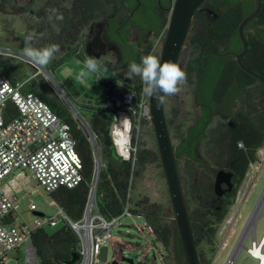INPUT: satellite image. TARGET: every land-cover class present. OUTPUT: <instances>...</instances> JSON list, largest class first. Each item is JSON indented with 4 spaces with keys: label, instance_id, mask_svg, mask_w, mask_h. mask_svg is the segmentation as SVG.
<instances>
[{
    "label": "trees",
    "instance_id": "obj_1",
    "mask_svg": "<svg viewBox=\"0 0 264 264\" xmlns=\"http://www.w3.org/2000/svg\"><path fill=\"white\" fill-rule=\"evenodd\" d=\"M142 1L72 0V7L67 8L58 0H52L37 13L26 35L30 32L37 34L34 46L38 48L59 45L60 52L48 68L54 74L78 48L82 47L85 53L84 45L80 44L84 30L91 24L105 21L108 37L122 49L128 63H140L141 57L148 55L149 48L141 53L134 50L129 43L130 28L143 27L156 36L165 35L172 8L171 2L165 8H152V18L144 24L140 16L131 17L135 13L141 15L138 10ZM254 6V0H209L196 14L187 41L190 57L184 70L186 82L200 112L193 117L188 128L178 125V144L174 149L179 166L185 164L182 180L200 264H204L200 246L214 244L218 225L236 201L251 166L259 161L258 153L264 148V83L244 72L236 61L243 50L239 28ZM50 9H56L63 19L53 16L50 20ZM56 28H59V34ZM245 34L249 52L244 63L264 77V0H261L257 18L245 28ZM24 47L25 38L20 49ZM20 69L17 59L0 58V75L18 81L15 74ZM128 86L139 90L142 82L137 77V82ZM25 90L37 93L71 127L77 141L84 181L74 189L60 188L50 197L71 220L81 221L95 177L92 147L79 123L55 96L41 89L36 81L28 83ZM62 90L68 95L81 96L80 89L71 80L63 83ZM80 112L97 139L103 164L97 184L98 208L106 219L112 220L124 210L131 177L153 164L162 168L159 151L148 149L141 136L133 169L130 162L122 161L116 154L110 135L112 119L101 103L85 105ZM7 113L10 118L17 114L12 105ZM167 122L171 133L174 123L169 118ZM239 144H243V148ZM221 170L233 174L234 188L218 198L213 172ZM130 204L131 215L143 217L157 241L168 251L165 259H170V264H186L175 221L170 222L165 217L164 207L147 197ZM31 240L37 264H66L72 252L80 247L77 235L66 223L55 233H50L45 226L36 228L31 233Z\"/></svg>",
    "mask_w": 264,
    "mask_h": 264
},
{
    "label": "built area",
    "instance_id": "obj_2",
    "mask_svg": "<svg viewBox=\"0 0 264 264\" xmlns=\"http://www.w3.org/2000/svg\"><path fill=\"white\" fill-rule=\"evenodd\" d=\"M163 39L164 34L153 38L148 55L158 57ZM82 54L85 53L80 47L74 57ZM0 55L20 60L44 75V67L31 63L23 53L0 48ZM25 86L26 83L22 81H12L7 76L0 75V264H7L11 254L20 251L23 246L25 264H37L31 233L45 224L36 222L31 227L17 224L19 201L16 193L24 189L26 172L31 175L38 188L44 189L49 195L60 188L74 189L84 181L83 163L71 127L37 93L27 92ZM103 87L106 101L102 107L112 119L110 135L116 154L122 161L130 162L135 169L143 128L151 125L149 97L143 93V85L139 90H134L116 80L103 84ZM58 94L63 98L67 96L62 89ZM68 101L72 116L85 132L92 147L95 177L83 219L73 221L58 207V216L49 219L48 224L55 227L63 220L79 239L80 260L77 264H94L99 260L102 248L108 247L116 237L115 230L123 227L122 220L132 216L130 202L134 177L130 180L128 200L122 214L112 220L106 219L99 211L97 201L98 178L103 166L97 139L79 108L72 100ZM10 105L17 112L12 118L7 113ZM85 105L96 106L89 101ZM239 147L243 148V144H239ZM16 171L19 173L14 175ZM31 209L36 210V206L32 205ZM140 231L143 234L144 229ZM143 238L147 241L144 236ZM148 246L155 251L157 249L155 243L148 242ZM256 247L264 253V234L260 240L256 238L247 249L251 257V252ZM160 258L161 261L165 259L164 256ZM257 261L258 264H263L260 258Z\"/></svg>",
    "mask_w": 264,
    "mask_h": 264
},
{
    "label": "rangeland",
    "instance_id": "obj_3",
    "mask_svg": "<svg viewBox=\"0 0 264 264\" xmlns=\"http://www.w3.org/2000/svg\"><path fill=\"white\" fill-rule=\"evenodd\" d=\"M58 1L67 8L72 7V0ZM46 2L47 0H38V4L34 8V14L28 12L24 13L23 16H0V48L23 53V50L20 49V44L26 36L29 25L34 23L37 11ZM86 34L87 30H84L80 37V44L84 45ZM3 57L6 56L0 55V58ZM189 57L190 50L187 43L179 63L183 70H185ZM86 59L87 56L85 54L79 57L72 55V58L57 69L54 74L49 71V75L46 76L40 74L34 67L18 60L21 64V69L17 71L15 78L26 83V85L36 81L41 89L55 96L69 111L70 102L68 100H72L80 111L85 108L87 101L93 104L100 102L103 106L106 101L103 84L113 83L116 79L101 67L98 71L87 75L83 82L78 81L76 77L83 68V61ZM77 61L81 63L78 64ZM52 65L53 60L43 67L48 70ZM66 80L73 81L74 85L80 89L81 96L77 97L66 93V98L59 96L58 91L62 89ZM165 107L167 118L174 123L171 130L173 145H177L176 128L178 125L184 126L185 129L188 128L192 123L193 117L199 113L194 103L192 89L187 82L181 86V91L178 94L166 98ZM142 134V140L146 142L147 148L157 150L156 136L152 126H145ZM258 156L259 161L251 166L238 192L236 201L224 221L218 225L214 244L212 246H207L206 244L200 246L204 264H227L229 258H235L239 250L235 264H258V261L247 252L252 242L256 238L260 240L264 234V197H262L264 196V148L259 151ZM184 165L182 163L180 166L182 174ZM18 173L19 171H16L14 175ZM26 176L27 180L24 181L23 191L16 193L19 201L17 224L31 227L34 223L41 222L45 224V228L50 233L57 232L63 227L64 221H59L55 227L49 226L48 221L58 216V206L44 189L38 188L28 172H26ZM146 197L153 203L162 205L165 217L172 222L174 213L164 171L156 164L148 166L145 171L134 176L131 203ZM32 205L36 206V210L31 209ZM35 213H42L44 216L38 217ZM122 224L123 227L115 230L114 234L116 237L108 244L107 262L102 263L96 260L94 264H113L114 262L117 264H130L124 259L133 260V264L172 263L168 258L161 261L160 257L164 256L166 258L168 251L157 241L143 217L127 216L122 220ZM142 228L144 229L143 234L140 231ZM148 242L155 243L156 251L148 246ZM24 247H21L20 251L12 253L7 264H25Z\"/></svg>",
    "mask_w": 264,
    "mask_h": 264
},
{
    "label": "water",
    "instance_id": "obj_4",
    "mask_svg": "<svg viewBox=\"0 0 264 264\" xmlns=\"http://www.w3.org/2000/svg\"><path fill=\"white\" fill-rule=\"evenodd\" d=\"M209 0H173L170 12L169 22L164 35V40L158 55L161 63L172 61L179 65L183 53L186 49L188 37L192 31L194 18L196 14L203 9ZM255 6L253 12L241 23L239 36L243 50L236 57L239 67L264 83V77L247 67L244 59L249 52L248 39L245 34V28L254 21L261 9V0H254ZM150 36V34H149ZM115 51L121 55L120 48L114 43ZM90 47L86 48L89 52ZM91 56V55H89ZM44 76L49 75L47 69H43ZM126 83V82H125ZM129 85L128 83H126ZM166 103V100H165ZM165 103L157 107L154 97H149L151 126L154 130L159 155L161 158L162 168L169 191L171 204L174 213V221L181 241L186 264H200L198 249L195 243L189 210L182 180L181 168L175 156V149L169 130ZM215 175V193L218 198H222L227 192H232L234 188L233 174L226 171H214ZM227 187V189L224 188ZM38 217H43L42 213H35ZM108 247L102 248L99 261L107 262ZM80 260V254L74 250L71 259L66 264H77ZM126 262L133 264V260L124 259ZM113 264H117L114 262Z\"/></svg>",
    "mask_w": 264,
    "mask_h": 264
},
{
    "label": "clouds",
    "instance_id": "obj_5",
    "mask_svg": "<svg viewBox=\"0 0 264 264\" xmlns=\"http://www.w3.org/2000/svg\"><path fill=\"white\" fill-rule=\"evenodd\" d=\"M49 19L53 16L56 19L62 20V14H58L56 9L49 10ZM59 34V28H56ZM37 40V34L30 32L25 36V47L23 55L28 61L35 65L45 66L51 63L55 55L60 52V47L57 44H50L42 48L34 46ZM98 59L94 56H88L83 61V68L77 75L76 79L83 82V79L96 71L103 65L98 64ZM77 63H81L77 61ZM125 76L129 79L138 77L142 82V91L148 97H154L157 102V107L163 105L167 97L174 96L181 91V86L186 83V72L176 63L166 61L161 63V60L153 55H145L141 57L140 63L135 61L127 65Z\"/></svg>",
    "mask_w": 264,
    "mask_h": 264
},
{
    "label": "flooded vegetation",
    "instance_id": "obj_6",
    "mask_svg": "<svg viewBox=\"0 0 264 264\" xmlns=\"http://www.w3.org/2000/svg\"><path fill=\"white\" fill-rule=\"evenodd\" d=\"M51 1L52 0H47L42 8L48 5ZM172 1L173 0H143L138 10H141V15L135 13L131 15V17L137 18L140 16L143 23L148 24L152 18V8L154 9L156 6L158 9L165 8V6L170 2L172 3ZM37 4L38 0H0V16H23L24 13L28 12L34 14V8ZM39 11H37V13ZM107 29L108 24L105 21L91 24L85 29L87 30V34L84 37L85 55L87 57L89 55L96 57L98 59V64L103 65L102 68L116 80L124 83L126 82L130 86H133L137 82V77L132 80L125 76L124 73L127 71V65L129 64L127 56L124 55L120 47L121 55L115 51V42L108 37ZM155 36L156 35L147 28L131 27L129 43L137 53H141L150 47ZM88 46L90 47L89 52L86 50ZM198 110L200 112V109Z\"/></svg>",
    "mask_w": 264,
    "mask_h": 264
},
{
    "label": "bare ground",
    "instance_id": "obj_7",
    "mask_svg": "<svg viewBox=\"0 0 264 264\" xmlns=\"http://www.w3.org/2000/svg\"><path fill=\"white\" fill-rule=\"evenodd\" d=\"M262 197H264V196H262ZM263 206H264V204H263ZM260 211V210H259ZM257 214H258V212H256ZM253 217V216H252ZM244 243V242H243ZM243 246V245H242ZM237 249V248H236ZM235 250V249H234ZM252 258H254V259H258V258H260L261 259V261H262V263L264 264V253H261L260 251H259V249H257V247H256V249L255 250H252ZM235 256V255H234ZM227 264H235V261H234V258L233 257H230L229 258V260L227 261Z\"/></svg>",
    "mask_w": 264,
    "mask_h": 264
},
{
    "label": "crops",
    "instance_id": "obj_8",
    "mask_svg": "<svg viewBox=\"0 0 264 264\" xmlns=\"http://www.w3.org/2000/svg\"><path fill=\"white\" fill-rule=\"evenodd\" d=\"M26 180H27V179H26ZM239 252H240V250L238 251L236 257L234 258V261H236V258H237V256H238ZM231 255H232V254H231Z\"/></svg>",
    "mask_w": 264,
    "mask_h": 264
}]
</instances>
